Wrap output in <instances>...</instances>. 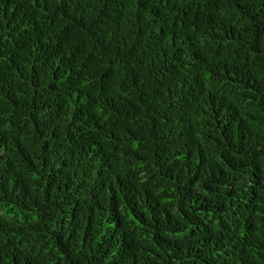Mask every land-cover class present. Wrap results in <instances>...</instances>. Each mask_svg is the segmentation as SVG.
I'll return each instance as SVG.
<instances>
[{"label":"trees","instance_id":"16d2710c","mask_svg":"<svg viewBox=\"0 0 264 264\" xmlns=\"http://www.w3.org/2000/svg\"><path fill=\"white\" fill-rule=\"evenodd\" d=\"M0 264H264V0H0Z\"/></svg>","mask_w":264,"mask_h":264}]
</instances>
